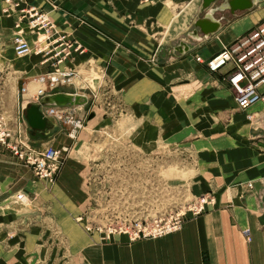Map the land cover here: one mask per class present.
Wrapping results in <instances>:
<instances>
[{"label":"crops","instance_id":"1","mask_svg":"<svg viewBox=\"0 0 264 264\" xmlns=\"http://www.w3.org/2000/svg\"><path fill=\"white\" fill-rule=\"evenodd\" d=\"M58 1L60 8L49 15L83 51H72L58 65L73 70L74 81L54 92L83 97L59 106L82 126L72 136L70 123L49 116L58 131L33 138L25 120L29 97L23 105L9 72L2 73L0 114L23 142L35 151L67 146L71 155L48 185L0 146V264H264V97L240 109L225 71L211 72L195 58L206 61L264 18V0L236 14L216 12L220 29L208 36L198 31V37L192 33L203 15L201 0ZM26 34L30 43L36 40ZM181 42L188 50H178ZM3 55L15 57L12 49ZM20 59L10 65L30 75L27 91L43 88L38 76L53 65L34 53ZM107 135L146 150L166 143L188 152L191 200L212 193L215 203L188 214L179 230L160 238L131 242L124 234H85L76 221L87 193L80 152L84 145L96 151L93 144ZM19 190L32 197L34 214L42 219L21 213L22 204L12 200Z\"/></svg>","mask_w":264,"mask_h":264},{"label":"rangeland","instance_id":"2","mask_svg":"<svg viewBox=\"0 0 264 264\" xmlns=\"http://www.w3.org/2000/svg\"><path fill=\"white\" fill-rule=\"evenodd\" d=\"M28 2L45 10L50 19H52L49 15L50 11H56L60 8L58 0H28ZM198 2L200 0L195 5ZM5 7L4 3L0 4V20H2L0 22V84L3 80L1 78L2 73L9 72L10 82L14 83V91L19 93L21 102L24 105L27 101L26 98L30 97V94L34 93L35 89L40 86L37 85L26 93L21 92V88L26 86L24 83L27 82L30 75L26 72H18L19 69L12 68L10 63L14 60H22L20 59L22 57L14 54L15 57L12 59L3 55L4 51L12 49L13 34L11 31L13 29L11 30V28H13L14 19L16 18H13V14H9L10 10L6 13ZM11 17L14 20L13 22L11 20L5 22V18L9 19ZM52 21L58 28L54 19ZM22 26L26 30L23 24ZM5 121L14 134L18 135L17 129H14L6 118ZM105 138L104 142L93 144L96 151L93 152L91 145H84L82 147L84 154L80 152L87 168V172L84 173L82 179L86 184L85 191L87 193H85L86 208L83 215L79 216H83V219L78 217L76 221L85 234L92 235V233H96L103 237L102 231H106L109 226L118 228L124 224L129 228H136L138 224H150L154 218H165L170 214L184 211L187 207H192L194 201L201 196H196L191 200L188 193L186 181L193 172L191 164L193 159L188 152L175 146L167 147L166 143L146 150L136 147L132 141H127L124 138H117L113 135H107ZM70 152V150L62 152L61 167L54 179L47 181L48 185L54 184L61 169L69 165L67 162L70 160ZM252 187H249V189ZM21 195L28 198L22 200ZM12 200L16 204H22L20 205L22 208L21 213L27 215L35 213L36 207L33 205L32 197L22 190H19ZM37 218L42 219L43 215L39 214ZM122 234H109L104 239L112 235ZM128 239L131 241L129 236Z\"/></svg>","mask_w":264,"mask_h":264},{"label":"built area","instance_id":"3","mask_svg":"<svg viewBox=\"0 0 264 264\" xmlns=\"http://www.w3.org/2000/svg\"><path fill=\"white\" fill-rule=\"evenodd\" d=\"M3 2L6 6V13L10 10V15L16 14L12 40L14 54L18 57L33 53L39 54L43 57V61H49L54 67L38 76L43 88L30 94L27 102L40 103L44 96L56 93L54 90L58 87L73 84L74 71L59 68L58 65L70 56L72 51L81 53L82 45L77 40L69 38L66 33L60 32L45 10L31 4L28 0H3ZM28 32L37 35L33 43L26 39ZM195 58L199 62H205L211 72L224 70L225 79L230 85L238 107L248 108L249 105L264 97V18L236 36L231 43L223 45L214 56L206 61L201 57ZM46 83L47 86H45ZM21 92H27L26 86L21 88ZM58 107L49 105L42 112L47 117L52 116L57 120L70 123L72 129L69 134L74 136L76 129L82 126L81 121L73 120ZM0 146L18 156L33 171L36 178L46 182L54 179L61 167L62 152L69 150L67 146H61L60 149L47 147L43 151L30 149L19 135L14 134L2 114L0 115ZM248 187H252V183H249ZM21 198L24 200L28 197L21 195ZM212 203H215L214 196L212 193H207V195L199 196L192 207H187L184 211L170 214L165 218H154L152 223L138 224L136 228H129L124 224L118 228L109 226L106 231H102V235L105 238L109 234L123 233L127 234L131 241L164 237L179 230L188 214L193 216L200 214L208 204ZM79 218L82 219V217Z\"/></svg>","mask_w":264,"mask_h":264},{"label":"water","instance_id":"4","mask_svg":"<svg viewBox=\"0 0 264 264\" xmlns=\"http://www.w3.org/2000/svg\"><path fill=\"white\" fill-rule=\"evenodd\" d=\"M218 0H201V5L199 7V14H203L198 17L193 25L194 31L192 33L193 37H198V31L200 33L208 36L210 34H215L221 26V21L215 19L214 16L216 12H221L228 10L229 13L236 14L237 11L250 10L259 3L260 0H220L218 5L215 2ZM215 5V7H213ZM182 49L188 50L189 45L182 43L179 45ZM181 51V50H180ZM83 101V97L79 94H68L65 92L53 93L44 96L40 103H30L27 105L25 110V120L27 121L28 127L30 128V136L33 138H43L51 137L52 134L58 131L59 127L53 125L49 118L44 115L41 107L44 106H62L66 104H78ZM32 131H35L32 134Z\"/></svg>","mask_w":264,"mask_h":264},{"label":"bare ground","instance_id":"5","mask_svg":"<svg viewBox=\"0 0 264 264\" xmlns=\"http://www.w3.org/2000/svg\"><path fill=\"white\" fill-rule=\"evenodd\" d=\"M41 83V82H40ZM42 84V83H41ZM29 92V91H28Z\"/></svg>","mask_w":264,"mask_h":264}]
</instances>
